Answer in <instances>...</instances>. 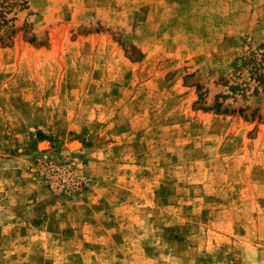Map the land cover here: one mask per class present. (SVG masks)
<instances>
[{
  "label": "rangeland",
  "instance_id": "obj_1",
  "mask_svg": "<svg viewBox=\"0 0 264 264\" xmlns=\"http://www.w3.org/2000/svg\"><path fill=\"white\" fill-rule=\"evenodd\" d=\"M0 264H264V0H0Z\"/></svg>",
  "mask_w": 264,
  "mask_h": 264
}]
</instances>
